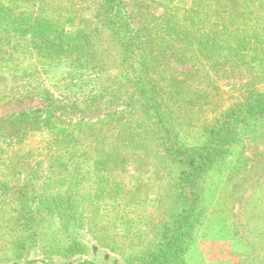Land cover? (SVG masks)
<instances>
[{
	"label": "rangeland",
	"instance_id": "obj_1",
	"mask_svg": "<svg viewBox=\"0 0 264 264\" xmlns=\"http://www.w3.org/2000/svg\"><path fill=\"white\" fill-rule=\"evenodd\" d=\"M44 1L73 12L62 15L56 26L70 53L43 60V68L17 82L0 61V119L21 112L42 118L52 110L47 105L52 99L43 97L48 92L58 108L53 116L59 126L75 132L67 143H62L64 134L56 140L52 134L57 131L47 133L41 126L21 141L1 140L19 143L8 157L21 165L10 169L0 162V264H158V249L186 212L180 178L186 151L206 144L210 130L237 100L264 95V4L250 0L255 8L247 9L241 0L243 7L234 15L224 13L217 0H122L133 20L131 28L147 41L144 48L152 44L165 50L163 38L175 42L176 49L150 63L156 67L153 73L164 69L170 82L178 83L174 99L166 93L163 110L181 113L170 133L178 136L180 145L166 150L144 112L124 103V88L115 87L120 89L115 103L105 98L97 108H88V70L74 60L81 56L88 62L87 35L77 41L69 36H76L82 26L95 35L102 31V38L115 46L95 16L102 0ZM36 4L40 0H2L0 6L23 17ZM252 10L261 20L255 16L254 22L242 21ZM148 33L151 43L145 38ZM119 49L108 53L117 56ZM116 56L111 55L112 66L119 69ZM117 70L113 73L120 74ZM101 84L96 86L110 87L117 81ZM154 84L167 88L164 80ZM182 92L184 100L179 99ZM20 95L21 100L13 99ZM257 125L264 129V121ZM254 127L224 146L223 155L202 174L204 207L196 213L177 264H264V137L254 139ZM73 144L79 148L77 161L88 167L65 170L64 156ZM179 147L184 155L176 151ZM18 155L21 159L15 158Z\"/></svg>",
	"mask_w": 264,
	"mask_h": 264
},
{
	"label": "trees",
	"instance_id": "obj_2",
	"mask_svg": "<svg viewBox=\"0 0 264 264\" xmlns=\"http://www.w3.org/2000/svg\"><path fill=\"white\" fill-rule=\"evenodd\" d=\"M14 1L18 2V0ZM1 2L2 0H0V3ZM243 2L246 3L245 7L247 9L255 8L252 1L243 0ZM49 3L51 4H48L44 0H40V4L34 5L32 10L27 11L23 17L14 14L15 12L13 13L10 8L4 7L5 5L0 6V61L3 63L1 68L9 72L8 77L14 80V82L21 81L23 78L25 79L36 73L37 70L43 68L44 61H51L50 59L54 57L61 56L62 54L63 56H67V54L70 53V50L66 48V45L58 35L56 26L62 15H68L69 13L73 14V12L64 10L66 8L58 6L56 2ZM217 3H219L220 9H223L224 13L230 10L234 14L237 10L241 11L243 7L241 0H217ZM260 4H264V0H261ZM97 5L98 11L95 16L101 19L103 22L102 25L106 27L104 31H107L110 36H112L115 46L102 38V31L99 33L97 32L95 35L92 30L88 32L84 31L82 26H80V31L76 36H69L71 41H77L83 38V33L87 35L88 62L87 59L81 56L76 57L74 60H77L84 69L88 70V89L90 91L88 92V108H97L98 103H101V100L104 101L105 98L109 100L108 103H115V99H118L115 93L120 90L118 87H115H122L124 88L123 98L128 97L124 103H126L128 107L144 112L143 114L149 118L148 121L153 123V134H158L159 138L157 139H162L161 143L164 149H173L174 145L180 144L178 143V136L175 137L170 135L172 130L171 126L181 113L177 111L166 112L163 110V105L165 103L166 93L170 94L171 99H174L173 93L176 91H174L173 87H176L178 83L174 84L170 82V76H168V74L165 76L164 73L166 72L164 69L160 71L155 70L156 72L153 73L151 69L156 67L154 66L151 68L152 64L150 63L152 61H158L161 56H166L167 53L165 51L176 49L175 42L163 38L162 43H166L165 50L158 49L159 47L155 49L152 44L150 49L144 48L147 41H141L140 33L131 28L130 24H132L133 20L130 21L127 16L124 9L125 5L122 0H102ZM234 8L235 11H232L231 9ZM7 12H12V14L7 17L4 14H7ZM255 16H257V13H255L254 10L246 12L242 16V21L254 22ZM256 20L260 21L261 18L257 16ZM2 22H5L6 25H3ZM61 33L64 35V30H61ZM148 37L151 43V34H146L145 38ZM118 43L120 46H116ZM114 47H120L119 52L117 51V56L112 54V52L108 53L109 49ZM258 49L259 48H256L255 50ZM187 53L191 52L188 51ZM153 54H156V57L153 58ZM111 55L119 58L121 62V65L118 66L119 69L116 66H112V63L114 64L115 61H112ZM171 55L176 56L177 54L171 53ZM87 63L88 68L86 67ZM27 64L29 65L27 66ZM52 64L54 63L47 64V66H51ZM113 69H118L117 71H119L120 74H114ZM150 74L157 76V79L149 81L148 77ZM113 80L117 81V84H112L110 87L96 86L99 84L105 85L101 83L112 82ZM157 80H164V82L167 83V88L159 89L156 84H154ZM168 87L172 89L171 92ZM185 95L186 94L182 92L179 99L184 100ZM47 96L52 99L51 103L47 104L52 110L43 112L42 118L37 114L21 112L15 116H11L8 120L0 119V159L3 156L7 157L2 159H6L8 163L2 160H0V162L7 165V167L9 165L12 166L8 168L13 169L20 164L19 161H14L8 157V151L18 146L19 143L12 145L1 143L2 139H9L11 143L16 139H20L21 141L27 135L28 131L37 129L39 126L47 133L57 131L56 134H52L56 140L64 134L65 139L62 140V143L70 141L67 138L74 134L75 130L70 133V131H66V129L59 126L57 119L53 116V113L58 111V108L55 105L53 96L48 92L43 96L44 100L47 99ZM110 97H112L111 101ZM13 99L19 101L21 100V95ZM194 102L196 101H193V103ZM132 103H134V107ZM261 121H264V95L254 94L249 97L245 95L241 100H237L236 103L232 104L225 111L224 117L217 128L210 130V138L206 144L192 150L188 148L189 150L186 151L188 156L185 155V157H187L183 159V162L185 160L187 165L184 162L185 169L180 175L184 184L183 191L186 201V212L179 218L177 224L174 225L176 230H174L173 236L170 238L167 236V240L158 249L155 256V260L158 264H177L182 260L184 244L187 238L192 234L194 227L193 222L195 218L198 217L196 215L201 212L204 207L201 178L205 176H202V174L212 167L219 156L223 155L222 148L224 146L230 142L237 141V137L241 134L242 130L247 132V130L254 127L257 122ZM143 123H145L144 120L142 121V124ZM75 126L78 127L79 124ZM12 128L14 129L9 133L8 131ZM253 133L256 135V138H254L256 140L264 137V129L258 125L254 127ZM260 143L261 142H259V144ZM158 145L160 146L159 140ZM76 147L77 145L73 144L71 146L72 149L66 151L69 154L64 156V160L66 161L64 164V167H66L65 170L72 167H88L87 162L77 161L76 156L79 148ZM74 149H76V153H73ZM181 149L183 148L179 147L176 151L178 154L184 155ZM15 158L21 159L19 155ZM61 163L63 162L60 161L58 164L60 165ZM97 163L98 162H95V164ZM18 172L21 178L23 171L20 170ZM34 178L35 177H30L29 181H34ZM186 188H188L187 191ZM187 202L189 203L188 205ZM29 264H32V262H29ZM80 264L97 263L84 261Z\"/></svg>",
	"mask_w": 264,
	"mask_h": 264
}]
</instances>
